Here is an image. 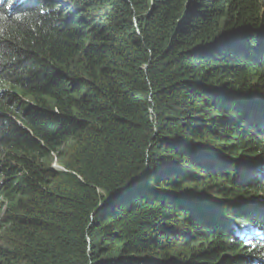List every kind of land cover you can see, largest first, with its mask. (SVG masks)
I'll return each instance as SVG.
<instances>
[{
  "label": "trees",
  "instance_id": "1",
  "mask_svg": "<svg viewBox=\"0 0 264 264\" xmlns=\"http://www.w3.org/2000/svg\"><path fill=\"white\" fill-rule=\"evenodd\" d=\"M0 264H264V0H0Z\"/></svg>",
  "mask_w": 264,
  "mask_h": 264
},
{
  "label": "rangeland",
  "instance_id": "2",
  "mask_svg": "<svg viewBox=\"0 0 264 264\" xmlns=\"http://www.w3.org/2000/svg\"><path fill=\"white\" fill-rule=\"evenodd\" d=\"M1 209H2V201L0 200V218L2 216ZM3 239H4V237H3V234H2L1 229H0V244L3 243Z\"/></svg>",
  "mask_w": 264,
  "mask_h": 264
},
{
  "label": "bare ground",
  "instance_id": "3",
  "mask_svg": "<svg viewBox=\"0 0 264 264\" xmlns=\"http://www.w3.org/2000/svg\"><path fill=\"white\" fill-rule=\"evenodd\" d=\"M3 204V203H2Z\"/></svg>",
  "mask_w": 264,
  "mask_h": 264
}]
</instances>
